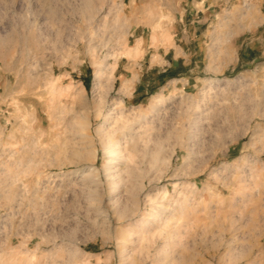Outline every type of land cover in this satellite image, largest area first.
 <instances>
[{
    "label": "rangeland",
    "instance_id": "374dc122",
    "mask_svg": "<svg viewBox=\"0 0 264 264\" xmlns=\"http://www.w3.org/2000/svg\"><path fill=\"white\" fill-rule=\"evenodd\" d=\"M212 1L0 0V264H264V3ZM141 43L192 72L137 102Z\"/></svg>",
    "mask_w": 264,
    "mask_h": 264
},
{
    "label": "crops",
    "instance_id": "0c3cea01",
    "mask_svg": "<svg viewBox=\"0 0 264 264\" xmlns=\"http://www.w3.org/2000/svg\"><path fill=\"white\" fill-rule=\"evenodd\" d=\"M212 0H188V4L185 3L183 10L185 11V22L183 25L200 27L207 26L209 24V16L211 14V4ZM264 3V0H261ZM182 24V23H181ZM203 34L188 33L182 34L179 39L180 43H185V39L189 40L196 39ZM142 36H139L140 39ZM143 42V40H141ZM188 48L182 45L177 46L173 49L174 55L170 54V51H163L159 54V61L157 63H151L142 71V64L140 59H142L148 51H142L135 57L128 59L133 61L138 59L131 67H127L124 64H120V60L125 57L120 58L116 62L114 68V73L119 76L126 78L129 86V97L133 101H142L146 98L147 94L157 88L159 84L168 85L171 80L177 77L188 75L192 72L191 67L187 66L186 53ZM195 61H193L194 63ZM127 63H129L127 61ZM181 79V78H179Z\"/></svg>",
    "mask_w": 264,
    "mask_h": 264
},
{
    "label": "bare ground",
    "instance_id": "6f19581e",
    "mask_svg": "<svg viewBox=\"0 0 264 264\" xmlns=\"http://www.w3.org/2000/svg\"><path fill=\"white\" fill-rule=\"evenodd\" d=\"M83 2V1H82ZM94 5H93V0H84V4H83V7H82V9H81V11L83 12V13H87L88 14V19H93L95 16H94V14L96 13L95 11H97L96 9H95V7H93ZM95 9V10H94ZM99 10V9H98ZM98 12V11H97ZM98 15H99V12H98ZM101 15V14H100ZM125 26V25H124ZM125 28V27H124ZM126 31H128V30H126ZM123 32V31H122ZM109 40V39H108ZM108 40H106V43H107V41ZM111 42V41H110ZM108 44V43H107ZM105 57H107V56H105ZM105 57H104V59H105ZM104 70H103V68H99L98 67V69L96 70V80H97V82H99L100 80H101V78H103V75L105 74L104 72H103ZM104 73V74H103ZM105 76V75H104ZM99 84V83H98ZM96 85H97V83H96ZM98 86V85H97ZM97 88V87H96ZM156 99V98H155ZM155 101V100H154ZM161 102H162V100H159V99H157L156 101H155V105H153V108L154 109H156L157 108V106H159V105H161ZM153 104H154V102H153ZM111 110V109H110ZM111 113V112H110ZM106 115H109V112H107V113H105ZM105 117V116H104ZM108 117V116H107ZM117 145H118V141L116 140V141H112L111 139L106 143V145L103 147V149H105V154L107 155L108 154V158H109V161H107L105 164V168H103V169H105V170H108L110 167H109V165L108 164H111V161L113 160V158H114V153L117 151ZM107 150V151H106ZM91 152L89 151V150H87L86 151V155H89ZM78 155V154H77ZM108 163V164H107ZM93 169H91V171H88L87 173H86V178H89V177H96V175H95V173L92 171ZM106 172H108V171H106ZM94 173V174H93ZM83 179H85V177H83ZM97 187V186H96ZM91 192L89 193V195L90 196H94V193H95V191H96V189H93V190H90ZM95 197V196H94ZM155 219L156 220H158V219H160L159 217H155Z\"/></svg>",
    "mask_w": 264,
    "mask_h": 264
}]
</instances>
